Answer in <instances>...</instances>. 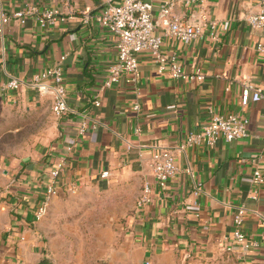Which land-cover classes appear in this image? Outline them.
Wrapping results in <instances>:
<instances>
[{"label":"crops","instance_id":"0c3cea01","mask_svg":"<svg viewBox=\"0 0 264 264\" xmlns=\"http://www.w3.org/2000/svg\"><path fill=\"white\" fill-rule=\"evenodd\" d=\"M107 1L0 0L8 15L29 7L61 11L58 22L46 29L29 18L25 25L12 21L0 34V107L29 112L48 105L55 119L32 155L5 171L0 264L32 262V235L40 222L34 212L44 198L49 171L62 154L68 161L57 182L59 196L72 185L93 187L117 194L125 205L128 264H264V187L257 201L249 198L255 170L264 171V102L241 105L244 83L264 90V51L259 50L264 48V30H254L246 20L260 0H205L175 7L174 14L185 21L217 23L218 40L211 39L209 29L190 43L163 36L162 51L175 56L189 73L200 69L206 76L203 82L174 80L158 71L151 56L141 54L135 85L123 80L102 90L117 56L116 38L95 19ZM143 1L153 4L156 20L161 5L175 0ZM84 12L92 16L88 24ZM63 56L68 103L76 113L57 119L50 99L31 90L29 83ZM12 77L21 81L20 90L5 89ZM97 99L99 108L94 106ZM209 107L221 115L246 117L250 137L176 154L180 173L160 189L150 168L153 154L159 147L176 148L191 132L201 131L209 123ZM104 172L109 176L103 177ZM145 183L153 186V198L139 208ZM198 185L201 191L195 196ZM241 206L248 209L243 231L259 243L249 252L231 240L233 218Z\"/></svg>","mask_w":264,"mask_h":264},{"label":"built area","instance_id":"2783aa9c","mask_svg":"<svg viewBox=\"0 0 264 264\" xmlns=\"http://www.w3.org/2000/svg\"><path fill=\"white\" fill-rule=\"evenodd\" d=\"M67 1V0H63ZM205 0H175L165 2L160 7L158 19L155 20L153 11L154 6L150 2L143 0H108L106 6L101 10L95 19L99 25L111 35L116 42L117 56L114 64L109 68L108 76L103 83L102 90L111 89L120 84L123 80L127 84L135 85L140 79L139 56L148 54L155 61L158 71L168 74L174 80L186 82H203L206 76L198 69L193 73L185 70L184 66L175 56H169L162 51L163 36H169L176 40L190 43L202 38L207 29L211 39L218 40L216 33L217 23L211 22L206 25L202 22L185 21L174 14V9L178 4L190 6L203 3ZM83 21L88 24L92 16L88 12L83 13ZM29 18H35L44 29L55 25L61 18V11L58 8L39 10L34 7L18 10L12 15L0 9V34L5 27L12 21H17L25 25ZM246 20L254 30H264V0L260 3L255 12H249ZM163 31V35L158 33ZM261 52L264 51L260 47ZM66 56L60 58L59 62L45 71L36 74L29 88L36 91L40 96L48 97L51 101V108L54 116L60 119L71 113H76L68 103V93L64 80V62ZM22 83L17 78L12 77L6 84L7 91H18ZM264 102V90L254 86L250 82L243 85L241 93V105L243 108L250 104ZM96 108L101 107V101L94 102ZM140 104L136 103L133 107L135 112L140 110ZM209 123L199 132H191L185 142L176 148L159 147L158 151L152 156L150 168L156 185L160 189L167 187L168 183L174 179L180 169L177 165L176 154L183 153L189 148L206 146L214 148L220 140L231 143L250 137L249 120L238 114L221 115L213 107L208 108ZM86 130L84 123L80 129L81 135ZM136 133L141 130L137 129ZM131 148V145L128 144ZM68 156L62 154L57 162L49 171V184L46 188L44 198L34 212L36 221H42L49 213L51 203L54 198L59 196L58 179L66 168ZM186 173L191 174L190 168ZM103 177H108L109 172H104ZM253 191L249 198L257 201L259 190L264 187V171L256 169L253 178ZM76 185L68 188V193L78 191ZM200 186L196 187L195 196L199 195ZM154 188L150 183H145L142 193L137 201V207L142 208L152 202ZM248 209L244 206L238 207L233 218L234 231L231 240L235 242L243 252H249L259 248V243L248 238L243 231L244 221ZM227 251L232 252V247H227ZM150 264V263H146Z\"/></svg>","mask_w":264,"mask_h":264},{"label":"rangeland","instance_id":"374dc122","mask_svg":"<svg viewBox=\"0 0 264 264\" xmlns=\"http://www.w3.org/2000/svg\"><path fill=\"white\" fill-rule=\"evenodd\" d=\"M54 123L48 105L29 112L0 107V189H5V171L32 155ZM116 196L92 187L54 198L34 228L30 264H128L127 211Z\"/></svg>","mask_w":264,"mask_h":264},{"label":"trees","instance_id":"16d2710c","mask_svg":"<svg viewBox=\"0 0 264 264\" xmlns=\"http://www.w3.org/2000/svg\"><path fill=\"white\" fill-rule=\"evenodd\" d=\"M41 264H47V263H45V262H42Z\"/></svg>","mask_w":264,"mask_h":264}]
</instances>
